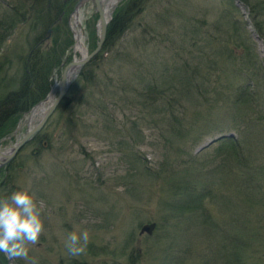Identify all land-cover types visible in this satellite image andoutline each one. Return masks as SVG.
<instances>
[{
	"label": "rangeland",
	"instance_id": "374dc122",
	"mask_svg": "<svg viewBox=\"0 0 264 264\" xmlns=\"http://www.w3.org/2000/svg\"><path fill=\"white\" fill-rule=\"evenodd\" d=\"M20 1L24 6L34 4L33 0ZM239 1L248 7L236 4L235 0H120L117 3L113 10L127 4L134 5L135 10L111 44L104 49L102 44L80 70L86 75L94 73L95 81H81L78 75L68 89L70 92L67 91L73 103L84 102L91 92L89 104L77 105L80 110L73 107V111L81 113L77 119L79 127L68 132L64 119L69 109L55 108L36 134V138L50 143L48 150L38 149L41 152L34 157L31 152L37 145L27 143L10 161L15 160L21 167L12 173L15 191H28L33 196L44 225L39 242L28 245L29 258H34L37 264H210L213 259L216 264H222L226 256L238 250L231 242L233 236L240 234L236 231L244 230L255 244V253L245 258L246 264H264V206L262 202L254 206L252 202L247 203L245 213L243 196L251 191L242 185L241 173L222 164L216 171L199 178L206 180V187L212 188L209 198L201 203L197 213L179 215L181 220L170 229L162 221L164 206L159 195H164L165 190L162 194L158 182L142 175L141 162L137 165L134 162L131 169L129 162L133 157L125 158L132 154L155 168L162 160L163 140L159 134L162 127L148 123L155 120V115H148L150 102L135 95L142 88L138 82H148L157 76L161 81L164 67L168 72L187 60L204 72L205 63L211 57L219 55L222 60L224 47L235 50V61L240 47L238 42L230 41V36L241 31L264 63V44L256 40V32L254 36L251 33L254 32L251 23L257 24L264 37V0ZM13 4L14 0H0V14ZM251 5H254L253 12L249 9ZM73 6L59 17L64 20L65 28L58 33V38L54 37L52 26L41 38L40 48L48 49L54 40L64 46L50 86L59 80L62 69L72 58L81 57L72 52L74 41L68 17ZM78 9L82 14L79 26L88 55L97 42V15L90 2L81 3ZM26 23L18 24L0 43V88L6 91L12 90L11 86L18 80L21 57L27 54V42L34 36L28 34ZM223 67L232 69L231 64ZM9 82L13 84L8 86ZM160 104L156 101L152 107ZM101 105L104 107L98 108ZM102 111L107 114L104 115L106 122L100 121ZM27 112L18 118L13 129L23 123ZM133 126V141L116 134L123 135ZM25 130L23 124L13 136L10 132L9 140L0 141V148L20 139ZM217 136L214 133L202 138L193 153ZM261 142L254 134L246 137L251 157L257 159L258 166L264 167ZM213 151L209 148L204 152L205 157L213 155ZM5 176L4 172L0 174V183ZM133 178L135 182H128ZM258 182L262 188L261 199L264 198V175L259 176ZM1 191L0 188V198H3ZM255 197L256 192L250 199L253 201ZM151 222L156 227L151 235H140L141 225ZM83 230L90 237L86 251L72 257L65 247L67 236ZM0 256V264H6L7 257L3 253ZM15 264L28 262L17 260Z\"/></svg>",
	"mask_w": 264,
	"mask_h": 264
},
{
	"label": "trees",
	"instance_id": "16d2710c",
	"mask_svg": "<svg viewBox=\"0 0 264 264\" xmlns=\"http://www.w3.org/2000/svg\"><path fill=\"white\" fill-rule=\"evenodd\" d=\"M33 1V5L24 6L20 0H14V4L7 6L0 14V43L18 24L25 22L27 23L24 27L27 28L28 34L34 35L32 40L27 42V54L21 57V73L18 80L13 86H11L13 82L8 83L12 90L6 91V88H0V137L7 136L18 118L41 101L50 90L52 74L57 73L56 68L60 63L64 46L58 45L54 40L48 49H42L39 43L50 26H52L54 37L58 38V33L65 28L64 20H58L60 14L69 12L77 0ZM240 2L244 6L245 3ZM35 4V8H32ZM249 9L253 12L254 5H251ZM134 10V5L129 4L114 10L111 21L106 27L103 49L108 47L117 34L125 28ZM251 26L254 31L251 33L256 32L257 37L264 44V37L258 25L251 23ZM241 32L230 36V41L238 42L237 46L240 47V54L235 61L233 57L235 50L224 47L222 60L219 55L211 57V60L205 63L204 72L199 65H193V62L190 63L187 60L179 67L170 68L168 72L164 67L162 69L164 76L161 81L157 76L152 77L148 82L137 83L142 88L138 93L135 91V95L144 102H150L151 111L148 115L150 117L155 115V120H148V123L152 127L155 124L159 128L162 127L159 130L163 140L162 160L155 168L147 160L142 158L139 161V158L132 154H127L125 158L133 157L129 162L132 164L131 169L134 162L136 165L137 162H141L142 175L158 182L159 192L162 194L165 190L164 195L160 194L159 197L164 206L162 221L167 223V228H175L174 224L182 218L179 215L198 212L201 203L206 197L209 198L212 189L210 186V188L206 187V180L202 181L199 178L216 171L222 164L228 169L241 173L242 185L251 191L243 196L244 203L246 201L245 213L248 212L247 203L252 202L251 206H254L262 202L264 206V198L259 199L262 188L258 182L259 176L264 175V167L258 166L259 162L251 157V152L246 146L247 135L254 134L262 141L264 154V64L255 55L253 45L249 46L251 42L248 41V36L244 31ZM224 64H231L232 69L223 67ZM79 75L80 80H89L90 83L95 81L94 73L86 75L81 71ZM141 80L144 79L141 78ZM70 96L71 93L58 106L60 111L69 109L64 119L68 132L79 127L77 119L81 113L77 105L89 104L92 101L89 98L91 92H88L87 100L84 102L78 100L73 103ZM156 101L161 103L160 106L152 107ZM73 107L79 110L75 112ZM103 107L101 105L98 108ZM104 115L107 114L100 112L101 122H106ZM106 128L110 127L106 126ZM134 128L133 126L130 131L123 132V135L119 132L116 134L133 141ZM225 132L234 133L233 137L221 138L214 145L193 153V149L198 147L202 138L214 133L219 136ZM36 136L29 141L37 145V149L31 152L34 157L41 152L38 149L48 150L50 146L48 141L40 140ZM209 148H212L214 153L210 157H205L204 152ZM262 159L264 160V156ZM20 168L14 160L0 169V174L4 172L6 175L0 183L3 198L15 191L12 173ZM135 180L133 178L128 182H135ZM255 192L257 197L252 201L250 198ZM236 233L240 234L233 236L231 242L240 251L236 249L237 252L233 255L226 256L222 264H246L245 258H249L250 253L251 256L255 253V244H252L253 239L248 237L247 232L238 230ZM210 264H216L215 259L211 260Z\"/></svg>",
	"mask_w": 264,
	"mask_h": 264
},
{
	"label": "clouds",
	"instance_id": "9594fccd",
	"mask_svg": "<svg viewBox=\"0 0 264 264\" xmlns=\"http://www.w3.org/2000/svg\"><path fill=\"white\" fill-rule=\"evenodd\" d=\"M44 232L40 209L28 191H14L10 196L0 198V253H3L9 264L25 260L28 264H37L29 258L28 245H36ZM89 232H70L65 247L72 257L86 251Z\"/></svg>",
	"mask_w": 264,
	"mask_h": 264
},
{
	"label": "water",
	"instance_id": "95a60500",
	"mask_svg": "<svg viewBox=\"0 0 264 264\" xmlns=\"http://www.w3.org/2000/svg\"><path fill=\"white\" fill-rule=\"evenodd\" d=\"M106 1H108V0H78L76 2V4L74 5L71 14L83 2H90L92 4L94 12L97 15V23H96L97 24L96 25L97 26V28H96L97 29V42L95 44V47L88 55H86V54H84L83 56L80 55L81 57L78 60L75 58H72V60L69 63H67L65 65V67L62 69L61 74L59 76V80L56 83L52 84V87L49 90V92L47 93V95L45 96V98L31 107V109L27 112L28 118L25 120L24 123L17 124V126L13 129V131L10 134L12 136L19 130L21 125H23V124L26 125V130H25L24 134L20 137V139L16 140L15 142H13L11 145H9L7 147L0 148V168L4 167L8 163H10V161L13 159V157L18 152V150L21 149L25 144H27L41 130V128L45 124L48 117L55 110L59 101L64 97V95L67 93L71 84L75 81V79L79 75V72L82 69L83 65L99 51L101 45L103 44L106 26L110 20V15L112 13V12L108 13V15L106 16V12L104 9ZM119 1L120 0H116L112 4V6H111L112 11ZM235 2H236V4L241 5L239 0H235ZM71 14L69 15V17L71 16ZM105 16H106V19H105ZM69 17H68V20L70 19ZM46 33H49V30H47ZM255 37L257 38V36H255ZM71 69H73V73L69 74L68 72ZM55 92H56L55 98L53 100H51V102L44 108V110H42V113L38 117L35 124L30 126L31 120L29 119V115L32 112V110L36 106L40 105L44 100H46L49 96H51ZM232 136L233 135L231 133L225 135V137H232ZM220 138H222V136H218V137H215L213 139L208 140L205 144L200 146L197 149V151H201V150L207 148L209 145L214 144ZM8 139H9V137H6L5 139H1L0 141H4V140H8ZM154 227H155L154 223L144 224L140 227L139 234L140 235L145 234V235L149 236V235H151ZM6 264H9L8 259H7Z\"/></svg>",
	"mask_w": 264,
	"mask_h": 264
},
{
	"label": "bare ground",
	"instance_id": "6f19581e",
	"mask_svg": "<svg viewBox=\"0 0 264 264\" xmlns=\"http://www.w3.org/2000/svg\"><path fill=\"white\" fill-rule=\"evenodd\" d=\"M116 0H108L106 1V4H105V12H106V16L108 15V13H111L110 15V20L109 22L107 23V25L110 23L111 21V18H112V15H113V12L114 10L112 11L111 10V6L112 4L115 2ZM241 3V2H240ZM116 7V6H115ZM81 11L78 9V7L74 10V12L71 14V16L69 17V25H70V29L72 31V35H73V46H72V52L74 53V55L76 53H78L79 55L83 56L84 54H86V51H85V47H84V43H83V31L82 29L80 28L79 24H80V20H81ZM106 16H105V19H106ZM59 20V19H58ZM63 20V19H62ZM84 22V21H83ZM57 23V22H56ZM58 24V23H57ZM55 25V24H54ZM107 27V26H106ZM85 31V30H84ZM106 32V30H105ZM41 44V42L39 43ZM61 44V43H60ZM62 46V45H61ZM43 48V47H42ZM60 48V47H59ZM79 58V57H78ZM57 69V68H56ZM88 70V68H87ZM69 74H72L73 73V69H71L69 72ZM80 76V75H79ZM81 78V77H80ZM79 79V78H78ZM82 81V80H81ZM89 81V80H88ZM74 83V82H73ZM77 83V82H75ZM73 86V85H72ZM52 86H50V89H51ZM70 92V91H68ZM70 94V93H69ZM56 96V92L54 94H52L51 96H49L46 100H44L40 105L36 106L32 112L30 113L29 115V119L31 120V122L35 121L36 118H38L40 116V114L42 113V110H44V108L51 102V100H53ZM67 96V93L64 95V97L59 101L58 105L56 106V108H58V106L60 105V103L62 102V100ZM28 117H26L24 120H23V123L25 122V120L27 119ZM30 122V124H31ZM63 134V133H62ZM7 136L3 137V138H0L1 139H5ZM10 138V136H8ZM37 137V136H36ZM47 137V136H46ZM19 139V138H18ZM17 139V140H18ZM9 140V139H8ZM34 140V139H33ZM5 141V140H4ZM3 142V141H2ZM29 143V142H28ZM26 145V144H25ZM8 146V145H7Z\"/></svg>",
	"mask_w": 264,
	"mask_h": 264
}]
</instances>
